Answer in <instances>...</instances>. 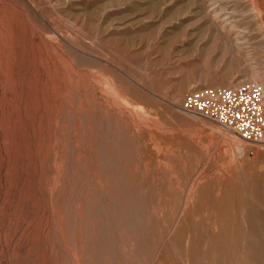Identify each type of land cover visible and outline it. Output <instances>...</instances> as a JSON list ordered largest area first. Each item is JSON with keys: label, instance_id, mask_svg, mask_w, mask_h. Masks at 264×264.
Segmentation results:
<instances>
[{"label": "rangeland", "instance_id": "1", "mask_svg": "<svg viewBox=\"0 0 264 264\" xmlns=\"http://www.w3.org/2000/svg\"><path fill=\"white\" fill-rule=\"evenodd\" d=\"M242 83L264 0H0V264H264V139L182 108Z\"/></svg>", "mask_w": 264, "mask_h": 264}, {"label": "built area", "instance_id": "2", "mask_svg": "<svg viewBox=\"0 0 264 264\" xmlns=\"http://www.w3.org/2000/svg\"><path fill=\"white\" fill-rule=\"evenodd\" d=\"M182 108L215 121L246 141L264 139V96L260 84L198 88L186 95Z\"/></svg>", "mask_w": 264, "mask_h": 264}]
</instances>
